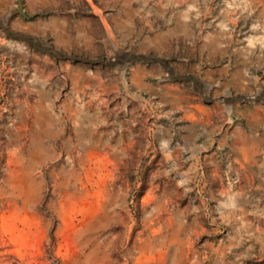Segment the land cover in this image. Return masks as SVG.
<instances>
[{
	"label": "rangeland",
	"instance_id": "obj_1",
	"mask_svg": "<svg viewBox=\"0 0 264 264\" xmlns=\"http://www.w3.org/2000/svg\"><path fill=\"white\" fill-rule=\"evenodd\" d=\"M0 22L66 55L160 57L211 99L154 62L74 63L0 29V264H264V185L247 176L246 197L231 208L239 180L216 183L204 166L198 177L182 174L170 153L176 135L163 148L155 130L185 122L163 116V83L252 128L255 106L264 110L250 99H264V0H0ZM137 68L152 86L139 96L129 82ZM79 69L120 76L125 90L96 89L82 105L70 93L72 77L87 82ZM238 96L248 99L217 100ZM70 99L82 110L101 100L109 113L124 107L121 126L108 121L102 142L83 149L65 113Z\"/></svg>",
	"mask_w": 264,
	"mask_h": 264
},
{
	"label": "crops",
	"instance_id": "obj_2",
	"mask_svg": "<svg viewBox=\"0 0 264 264\" xmlns=\"http://www.w3.org/2000/svg\"><path fill=\"white\" fill-rule=\"evenodd\" d=\"M136 71L129 82L131 93L139 96L142 90L144 92L151 90L152 86L145 82L148 76L146 73L138 68ZM76 73L87 79V82L83 81L80 84L76 83L74 77L70 81V93L74 100H80L81 96L82 105L88 104L92 99L91 95L95 99L97 90H103L112 95H119L125 90L120 76L112 78V75L106 72L84 69H79ZM156 89L160 97L169 102V107L162 111L165 113L163 116L167 117L168 113L176 112L179 120H185L180 123V126H170L169 122L165 126H155L157 143H162L163 148H169L172 143L171 135H176L170 153H173L176 160L185 163L182 174L198 177L199 170L204 166L216 183H221L223 176L239 180L236 186L237 191L234 193L237 199L231 204V208L235 210L241 206L240 198L246 197V190L243 189L245 186L242 183L247 176L255 177L257 188L263 189L261 186L264 185L262 183L264 182V110L261 107L255 106V113L250 115L253 126L247 129L240 123H232L224 108L197 104L181 96L178 85L163 83ZM182 100L184 104L181 106ZM101 101L95 102L85 110L79 109L78 103H74L71 99L65 102L66 115L73 120V124L77 125L74 129V139L84 143L83 149H90L91 145L102 142L100 138L105 132L101 127L108 121H110L112 131L122 124L118 113L124 107L119 106L112 109L111 113L114 115L112 118L111 113L102 109L103 102ZM183 107H195V109L187 110ZM41 108L49 111V106H41ZM116 108H118L117 111ZM187 118L190 120L187 121ZM162 133L168 135V140H160L161 137L158 135ZM235 210L234 214L237 216L239 212Z\"/></svg>",
	"mask_w": 264,
	"mask_h": 264
},
{
	"label": "water",
	"instance_id": "obj_3",
	"mask_svg": "<svg viewBox=\"0 0 264 264\" xmlns=\"http://www.w3.org/2000/svg\"><path fill=\"white\" fill-rule=\"evenodd\" d=\"M0 29L3 30L5 35L12 39L16 40L22 43H25L32 49L39 50L43 53L48 54L51 57L54 58H59L61 60H68L74 63H83V64H89V65H103L107 67H116V66H123L125 64L130 65L132 63H147V62H154L157 63L161 69L173 80H190L192 82L194 90L199 93V95L205 99L210 101L211 99L206 98L201 91L198 88L197 81L195 80L194 77L190 75H174L171 70L168 68L167 63L160 57H154V56H149V55H136V54H124L121 56H115L114 60H108L107 62H102L98 60H93V59H88V58H81V57H76L73 55H66L64 53H61L59 51L54 50L51 47H48L47 45L43 44L41 41L25 37L19 34H15L11 31H9L1 22H0ZM247 97H242L238 96L235 98H217L218 101H221L224 104H231L237 101H245L247 100ZM252 100H261L264 101V99H259V98H250Z\"/></svg>",
	"mask_w": 264,
	"mask_h": 264
}]
</instances>
